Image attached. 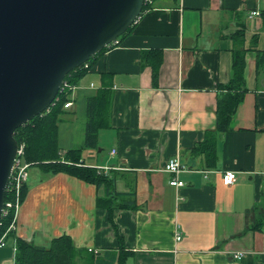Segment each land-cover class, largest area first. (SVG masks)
<instances>
[{
    "label": "crops",
    "instance_id": "obj_1",
    "mask_svg": "<svg viewBox=\"0 0 264 264\" xmlns=\"http://www.w3.org/2000/svg\"><path fill=\"white\" fill-rule=\"evenodd\" d=\"M263 11L264 0L151 2L93 60L57 126L60 160L81 149L79 163L111 179L124 208L110 219L98 206L104 185L30 165L14 236L42 248L67 236L74 264H264ZM235 55L242 100L220 131L218 104L237 93L221 88L234 78ZM97 95V147L86 149L87 102ZM174 157L180 187L164 171ZM226 171L236 175L229 186ZM0 264H15L13 238Z\"/></svg>",
    "mask_w": 264,
    "mask_h": 264
},
{
    "label": "water",
    "instance_id": "obj_2",
    "mask_svg": "<svg viewBox=\"0 0 264 264\" xmlns=\"http://www.w3.org/2000/svg\"><path fill=\"white\" fill-rule=\"evenodd\" d=\"M143 0H0V219L15 131L46 112L65 77L136 23Z\"/></svg>",
    "mask_w": 264,
    "mask_h": 264
},
{
    "label": "trees",
    "instance_id": "obj_3",
    "mask_svg": "<svg viewBox=\"0 0 264 264\" xmlns=\"http://www.w3.org/2000/svg\"><path fill=\"white\" fill-rule=\"evenodd\" d=\"M142 12L147 9L151 2L155 0H143ZM264 19V11L262 12ZM133 25L126 31L129 32ZM125 33V34H126ZM119 37L118 43L121 38ZM112 48H104L93 58L89 59L84 65L72 70L64 79L69 85L76 86L82 77H84L90 70L93 60L105 50ZM235 55L234 58V78L227 85L221 88L228 91L237 93H228L222 97L218 104L217 123L218 129L224 131L235 113L236 107L242 100V75L240 73L241 60ZM158 78L157 66L153 67L152 83L156 85ZM239 81V82H238ZM240 83V84H236ZM68 100V93L64 91L57 95L54 104L51 105L48 111L34 117L32 120L21 125L15 131V139L18 144L24 143L25 145V160L31 166H38L43 172L58 173L64 172L70 176L78 178L84 182L104 185L106 187V198L98 200V206L105 208L109 213L111 219L112 213L115 209L124 208L121 203V196L115 191L114 183L111 179L107 178L101 171L93 167L81 165L80 151L81 149L69 150L65 155V160L59 158L58 146V121L60 119L61 111L64 104ZM101 97H90L86 107V125L84 130V143L82 148L93 149L97 147L98 130L101 127ZM204 148V145L201 146ZM27 192L26 183L20 190V204L23 202ZM11 200L10 192L6 191L5 202ZM14 217V209H10L8 214L0 220V239L5 235V240L13 238L15 241V264H74L73 260L77 251L73 248L71 240L67 236L52 240L51 244L46 247H37L22 239L14 236V231L8 228L11 225ZM120 263V260L118 262Z\"/></svg>",
    "mask_w": 264,
    "mask_h": 264
},
{
    "label": "built area",
    "instance_id": "obj_4",
    "mask_svg": "<svg viewBox=\"0 0 264 264\" xmlns=\"http://www.w3.org/2000/svg\"><path fill=\"white\" fill-rule=\"evenodd\" d=\"M148 2L150 3L151 1L148 0ZM253 14H256V13H253ZM117 45H118V40H115L111 44H109L108 47H114ZM84 67L87 68V65L85 64ZM75 88H76V86L69 85L67 82H65L63 80L61 87H60V91L58 94H60L64 91H67V93H69L70 91H72ZM53 104H54V102H53ZM70 105H71V103L68 102V103H65L63 107L68 108V107H70ZM112 152L114 153V151H112ZM29 167H30V164L28 162H26V160H25V145H24V143L18 144V148L16 151L15 158L13 160V166L11 169V174H10L7 189H6V191L7 192L9 191L11 194V200L8 202H4V209L2 212V216H1V218L6 216L8 214V212L10 211V209H14L13 221L11 222V225L9 226L8 231L9 230H12V231L15 230L16 214H17V211H18L19 206H20V200H19L20 190H21L22 186L27 182V179H28V171L27 170ZM99 170L100 169H98V171ZM103 170H108V168L103 167ZM164 171L173 175L172 179L169 181V184L171 186L180 187V186L184 185V182L181 181L180 179H178V177H177L179 175V173H181L183 171V167L179 163V160L177 157L171 158L167 161V163L164 167ZM235 177H236V175L233 171H226L223 175V184L227 185V186L232 185L235 181ZM4 238H5V235H3L2 238L0 239V247H2L4 245V242H5ZM176 239L180 240L181 237L177 236ZM234 257L237 259H240L242 257V253H236L234 255Z\"/></svg>",
    "mask_w": 264,
    "mask_h": 264
}]
</instances>
